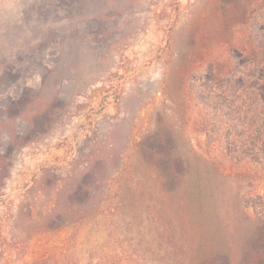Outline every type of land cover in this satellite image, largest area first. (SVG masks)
I'll return each instance as SVG.
<instances>
[{
  "label": "rangeland",
  "instance_id": "1",
  "mask_svg": "<svg viewBox=\"0 0 264 264\" xmlns=\"http://www.w3.org/2000/svg\"><path fill=\"white\" fill-rule=\"evenodd\" d=\"M231 1L0 0V264L174 263L183 201L142 142L160 126L191 198L232 222L212 176L245 166L222 148L252 120ZM251 179L229 188L263 194L264 171Z\"/></svg>",
  "mask_w": 264,
  "mask_h": 264
},
{
  "label": "trees",
  "instance_id": "2",
  "mask_svg": "<svg viewBox=\"0 0 264 264\" xmlns=\"http://www.w3.org/2000/svg\"><path fill=\"white\" fill-rule=\"evenodd\" d=\"M256 1L233 0L227 10L229 15L224 10L221 13L234 29L248 24L242 45L233 46L235 55L238 52L239 56L245 54L243 63L230 62V72L236 74L244 69L242 73L247 78L246 89L250 97L248 113L252 121L242 123L243 130L234 129L231 140L228 129L222 148L233 164L245 166L234 169L215 161L217 173L212 176L216 209L226 202L225 214L229 217L232 214V222L221 219L215 209L213 213L209 211L206 195L195 200L191 198L186 160L167 154L168 148L171 150L175 145L172 129L160 126L142 141L146 142V156L154 159L160 169L162 184L177 188L181 194L177 200L183 201L177 215L176 226L180 229L171 223L166 226L172 264H264V193L258 192L253 185L242 195L240 189L232 191L229 188L235 178L240 180L250 176L249 182L253 183L257 172L264 171V20L260 24L256 19L252 20ZM71 198H74L73 194ZM57 216H52L51 220ZM221 225L223 227L219 228Z\"/></svg>",
  "mask_w": 264,
  "mask_h": 264
}]
</instances>
